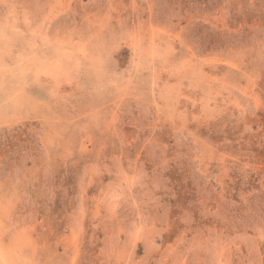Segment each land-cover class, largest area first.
Returning <instances> with one entry per match:
<instances>
[{
  "label": "rangeland",
  "instance_id": "obj_1",
  "mask_svg": "<svg viewBox=\"0 0 264 264\" xmlns=\"http://www.w3.org/2000/svg\"><path fill=\"white\" fill-rule=\"evenodd\" d=\"M0 264H264V0H0Z\"/></svg>",
  "mask_w": 264,
  "mask_h": 264
}]
</instances>
